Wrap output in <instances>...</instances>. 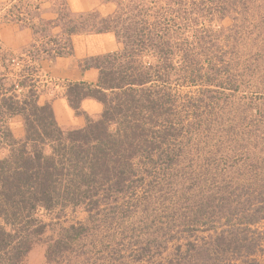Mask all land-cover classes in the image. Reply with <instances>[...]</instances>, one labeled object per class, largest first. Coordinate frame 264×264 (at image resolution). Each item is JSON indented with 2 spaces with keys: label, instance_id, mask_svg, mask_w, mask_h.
I'll return each instance as SVG.
<instances>
[{
  "label": "rangeland",
  "instance_id": "obj_1",
  "mask_svg": "<svg viewBox=\"0 0 264 264\" xmlns=\"http://www.w3.org/2000/svg\"><path fill=\"white\" fill-rule=\"evenodd\" d=\"M102 1L111 4L113 12L110 14L109 10L108 16L112 17L121 44L117 53L123 54L116 60L109 58L108 62L116 64L114 68L122 64L136 68V63L151 64L161 75L165 73L164 82L158 81L166 83L174 93L173 110L179 113L176 132L180 134L172 142L179 147L177 155L153 171L134 194L133 197L147 196L148 200L144 205H135L139 201L133 200L125 209L133 224L129 228H120V222L112 227L101 223L105 227L94 233L98 222L90 223L87 210L37 208V225L42 223L45 232L23 264H183L181 249L177 250L178 242L174 239L203 244L208 235V228L198 216L201 199L210 200L207 219L220 226L227 217L238 218L237 203L242 204L244 194L258 195L261 189L264 191L257 183L244 182L235 170L238 164L244 175L264 178V0ZM36 3L52 6L56 14L54 28H48L49 20L42 18V7L34 9ZM58 5L55 0H11L0 7L4 9L3 20L26 26L35 23L33 43L40 32H63L65 19L59 21L60 16L64 17L57 13ZM151 36L155 39L153 45L148 42ZM44 40L48 38L38 39ZM25 51H5L4 56L0 49V72L23 63L28 58ZM32 55L47 56L36 49ZM35 80L28 82L34 84ZM51 80L45 76L44 85L52 87ZM3 125L12 135L0 137V158L9 153L10 142L21 140L25 134L21 115L7 119ZM231 203L232 211L228 214ZM170 208L178 210V217H168L174 213ZM153 215L159 227L163 225L172 232L150 243ZM169 220L176 225H168ZM81 223L91 225L84 233L86 236L71 252L49 261L50 239L58 237L63 227ZM254 228L262 234L257 251L241 258L232 257L228 264H264V219ZM202 250L204 247L199 252ZM199 252L189 264H224L221 256L206 257Z\"/></svg>",
  "mask_w": 264,
  "mask_h": 264
},
{
  "label": "trees",
  "instance_id": "obj_2",
  "mask_svg": "<svg viewBox=\"0 0 264 264\" xmlns=\"http://www.w3.org/2000/svg\"><path fill=\"white\" fill-rule=\"evenodd\" d=\"M57 2V13L64 17L60 16L59 21L65 19L63 32L50 35L40 32L39 38L25 51L28 58L0 72V137H11V131L3 124L13 115L24 118L25 129L24 137L10 142L9 153L0 158V264L24 263L36 240L45 232L42 223L37 225L39 207L87 210L90 223L98 222L94 233L105 227L101 223L107 227L118 222L120 228L133 226L125 209L128 210L133 200L139 201L135 205L147 203V196L133 197L134 194L162 163L175 159L179 148L172 142V138L180 134L176 132L179 113L173 110L174 93L166 83L158 81L164 82L165 73L161 75L151 64L136 63L137 68L122 64L114 68L116 64L108 60L123 57L121 53L88 59L86 64L98 69L96 82L68 83L66 96L79 114L86 98H94L103 105L98 117L85 116L83 126L63 129L51 104L39 102L41 92L38 79L34 78L37 70L34 61L40 57L32 55L33 49L53 58L71 53L73 34L117 32L111 16L103 17L97 11L76 14L70 11L66 0H55ZM40 7L41 4L36 3L34 9ZM46 23L50 29L56 26L53 20ZM34 24L30 26L37 33ZM46 37L47 41H38ZM154 40L149 37V44L153 45ZM31 80L36 83L28 82ZM155 81L158 83L149 84ZM239 167L237 164L235 170L244 182L257 183L264 189V181H260L264 178L244 175ZM258 193L244 194L242 204L237 203L240 206L236 213L238 218L227 217L220 226L207 219L210 200L201 199L198 216L208 228V235L203 238V244L174 239L178 242L177 250L181 249L182 263L189 264L201 247L204 251L199 253H205L206 257L209 254L215 258L221 256L224 264L232 257L241 258L256 252L262 234L254 226L264 219V191L261 189ZM173 209L169 218L178 217V210ZM231 211L232 203L226 213ZM159 214L161 217L162 212ZM157 222L156 217L151 216L150 243L172 232L163 225L159 227ZM167 223L176 225L171 220ZM90 226L81 223L63 227L59 236L49 241L48 260L54 261L71 252Z\"/></svg>",
  "mask_w": 264,
  "mask_h": 264
},
{
  "label": "crops",
  "instance_id": "obj_3",
  "mask_svg": "<svg viewBox=\"0 0 264 264\" xmlns=\"http://www.w3.org/2000/svg\"><path fill=\"white\" fill-rule=\"evenodd\" d=\"M9 2L11 0H0V5ZM66 2L70 11L76 14L97 11L103 16H108V11L110 10V14L112 11L110 9L111 4H105L102 0H66ZM41 7L43 8L42 18L53 19V21L56 19V14L51 9L52 6L44 4ZM3 19L4 17L0 16V49L3 51L1 55H4L5 51L17 53L30 47L34 37L32 28L15 21ZM70 44L72 47L71 54L53 58L42 56L38 61H34V64L37 67L36 74H39L35 75L38 79V91L41 92L39 102L41 104H51L60 126L76 128L85 124L86 115L98 117L103 110V105L94 98H86L81 103L80 110L82 114H79L70 105L66 96L68 83L96 82L98 69L86 64V62L92 57L117 53L121 49V44L118 35L114 31L73 34L70 37ZM1 66L3 65L0 64V68ZM45 76H50L54 81H60V84L53 83L52 87L44 85L43 78ZM17 116L13 115L9 118Z\"/></svg>",
  "mask_w": 264,
  "mask_h": 264
},
{
  "label": "built area",
  "instance_id": "obj_4",
  "mask_svg": "<svg viewBox=\"0 0 264 264\" xmlns=\"http://www.w3.org/2000/svg\"><path fill=\"white\" fill-rule=\"evenodd\" d=\"M0 6H1V5H0ZM3 10H4V9H3L2 7H0V16H2V15H1L2 13H1V12H3ZM51 81H52L54 84H56V81H54V80H51Z\"/></svg>",
  "mask_w": 264,
  "mask_h": 264
}]
</instances>
